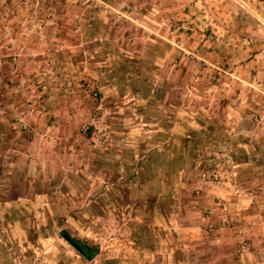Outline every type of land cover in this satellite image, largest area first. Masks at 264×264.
<instances>
[{"label":"rangeland","instance_id":"1","mask_svg":"<svg viewBox=\"0 0 264 264\" xmlns=\"http://www.w3.org/2000/svg\"><path fill=\"white\" fill-rule=\"evenodd\" d=\"M0 177V264H264V0H0Z\"/></svg>","mask_w":264,"mask_h":264},{"label":"crops","instance_id":"2","mask_svg":"<svg viewBox=\"0 0 264 264\" xmlns=\"http://www.w3.org/2000/svg\"><path fill=\"white\" fill-rule=\"evenodd\" d=\"M102 20L100 19L99 15H86L82 27H83V43H84V47H86L87 51L90 50L91 45H94L96 42H102V38L105 36L106 33H104V28H102ZM97 52V50H96ZM198 128V127H197ZM91 129H93L91 126L88 128V131H90ZM66 130V126L65 125H61L60 128V132L61 136L64 135ZM180 130L183 131L185 130V125L180 127ZM195 133H193L194 135ZM192 135V136H193ZM87 138H89V134L86 135ZM241 138V137H239ZM236 138L234 137V135L232 136V142L234 143V140ZM200 140H197V143H199ZM181 143V141L179 142ZM189 143H192L191 140L189 141ZM156 144V143H154ZM183 146V145H181ZM152 147V146H150ZM191 146L190 144L187 145V148H183L180 147L179 149H177V151L175 149L172 150L171 146L165 150L164 145L162 146V149L159 148V145L157 146H153L152 148L149 149L148 152H150L146 158V162L151 166L154 165L155 170H157L158 166L160 164L165 165V163H167V166L170 167L171 164H173L176 160L178 162L181 163L180 167H184L186 169L187 166H191V167H196L195 164V160H196V155L192 154L194 152H196L198 150L197 145H195V150L194 148H192L191 150ZM235 160V157H232V160ZM144 160V159H143ZM197 161V160H196ZM128 162V161H126ZM190 162V164L188 163ZM127 169H129L128 167H126ZM145 172V173H144ZM156 171L152 170V171H147L146 169H143L141 167H139V169L137 170H132L129 169L128 170V177H137L136 179L139 180L140 178H142V176L140 175L141 173H144L143 176L146 177L145 181L149 180L151 177H157L160 176L159 173H155ZM139 177V178H138ZM149 177V178H148ZM163 177H166L165 174L163 175ZM135 179V180H136ZM43 181V177H0V213L3 214H7V213H11L12 212V206H16L17 207V201H12L9 199L8 196L12 195V196H16V198H22V196H28V194L32 191V193L34 194V196H38L41 195L37 194V192L35 191L36 189H31V186L28 185L26 186V182H33L36 183L38 181ZM30 184V183H29ZM150 186V185H149ZM34 190V191H33ZM15 208V207H14ZM19 211V209H17V212ZM61 235V239H63L66 243H68L71 248H73L74 251H76L79 254V257L84 258L85 260H87L88 262L92 261L95 259V255H97V253H95L94 251H90L88 249H85L80 243L79 241H77L76 239H73L71 236L67 235L64 231H62L60 233ZM31 239H28L27 242H29ZM32 241H34L32 239ZM39 243L41 242L40 240H38ZM51 242V240H50ZM46 243L44 244V246H47ZM31 245V244H29ZM95 253V254H93ZM29 257L28 253L27 254H23L21 256V260H25L26 257ZM252 261V257H250V259ZM86 261V262H87Z\"/></svg>","mask_w":264,"mask_h":264}]
</instances>
